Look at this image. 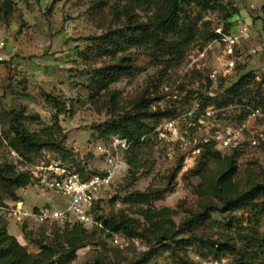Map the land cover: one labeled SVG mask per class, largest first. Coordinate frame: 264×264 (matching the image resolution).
Instances as JSON below:
<instances>
[{
	"label": "rangeland",
	"instance_id": "374dc122",
	"mask_svg": "<svg viewBox=\"0 0 264 264\" xmlns=\"http://www.w3.org/2000/svg\"><path fill=\"white\" fill-rule=\"evenodd\" d=\"M236 2L243 20L229 24L227 29L238 36L240 59L235 71L222 81V101L232 100L236 98L234 92H241L245 100L252 99L263 107L264 0ZM159 3H135L129 10L126 6L131 2L126 0H0L1 204L22 202L27 210L50 204L63 206L66 197L46 187L47 181L57 168L74 171L81 166L88 173L102 170L99 147L110 143L113 134H104L109 124L127 112L141 113L149 101L148 112H167L157 119L141 116L152 126L174 117L190 106L196 94H202L207 74L216 68L217 54H211L205 64L194 60L215 39L209 35L225 22L224 11L216 5H185L181 22L196 36L178 53H170L181 41L176 36H171L176 44L169 48L154 43L129 45L127 36L153 20ZM176 89L182 95L187 92V96L173 97L170 92ZM142 97L145 101L136 105ZM215 98L209 96L204 102L219 106ZM57 114L66 134V153L46 148L26 152L15 147V122L37 133L51 125ZM135 150L136 161L102 192L96 216L124 213L139 228H145V211H162L171 229L180 230L176 239L191 238V245L158 244L149 235L130 237L119 232L109 236L98 230L88 236L69 264H183L184 260L202 264L209 253L196 236L224 244L222 258L230 264H237L240 253L246 250L251 255L257 252L253 264H264V254L256 251L260 243L251 249L240 240L245 233L264 240V193L249 203L228 204L223 195L200 194L193 189L201 181L195 172L204 150L197 160H191L192 156L180 158V153L168 156L166 147L154 141ZM230 159L237 165L233 185L238 192L249 191L258 182L264 184V141L256 148L222 150L219 157L208 162V175H216ZM21 173H29L31 182L12 187L8 177ZM201 213L205 216L193 228L183 225ZM0 216L8 232L33 254L40 251V240L49 241L61 230L33 217L17 219L2 211ZM115 235L119 243H114ZM261 243L264 248V241Z\"/></svg>",
	"mask_w": 264,
	"mask_h": 264
},
{
	"label": "trees",
	"instance_id": "16d2710c",
	"mask_svg": "<svg viewBox=\"0 0 264 264\" xmlns=\"http://www.w3.org/2000/svg\"><path fill=\"white\" fill-rule=\"evenodd\" d=\"M131 2L130 6H126V9H132V4H146L151 3L154 0H126ZM159 6L155 17L149 19L145 24L136 27V31L129 34L126 38V42L131 46H140L143 43H154L156 46H167L172 47L176 43L170 39L171 36H176L181 39V41L176 44L170 53L179 52V48L185 42H190L196 36V32L188 27V25L181 22V11L184 9L185 5H190L193 3H199L204 8H212L215 5L222 8L225 16V31H228L229 24H237L236 13L238 8H233L228 6L225 0H158ZM130 15H133L132 12ZM1 20V17H0ZM219 36L217 33H210V38H216ZM168 39V40H167ZM131 69L130 67L128 68ZM243 83V79L239 82V85ZM233 89V91H236ZM234 99L228 100L227 102L222 101L225 93H221L220 96L216 97L218 99V104H225L235 101H243V94L241 92H234ZM231 98V97H229ZM145 101V98H140L136 105L141 104ZM249 101H252L250 99ZM149 101L146 103V105ZM145 107L141 110V113H125L120 116L117 120L108 125L105 129L104 134L109 135H120V137L127 138L131 142V148L126 152V159L128 162L133 164L136 161V148L142 147L145 143H153L152 138L142 140V135L151 131L149 124L143 122L144 116H150L155 119L159 118L161 115H166L167 112H148L149 110ZM264 108V106H263ZM61 113V112H60ZM15 141H17L15 147L20 150H25L26 152L40 151L44 148L57 151L60 153H66L67 147L64 143L66 134L63 126L60 124L59 114L53 117V123L41 129L37 133H31L25 126L21 123L15 122ZM21 147V148H20ZM135 150V151H134ZM237 152V151H236ZM221 155L220 150H214L210 146H206L202 157L198 164V169L195 174L201 177L200 183L194 185L196 193H212L217 195H223L227 200L228 204L232 203H249L259 197L264 193V184L255 183L249 191L238 192L233 185V178L237 173V165L232 159L228 160L217 174L214 176L208 175V162ZM180 158H184V155L180 153ZM136 165V164H134ZM84 168L81 166L76 170L83 177L87 174H92L83 171ZM82 171V172H81ZM101 171V170H100ZM99 171V172H100ZM98 173V172H94ZM11 186L22 187L31 182V175L29 173H21L12 175L8 177ZM142 196V194H141ZM101 196L95 201V205L92 212L96 215V211L101 202ZM1 204V203H0ZM144 216L148 223L145 228H139L135 221L124 213L113 214L109 216L98 215V219L102 220L103 227H92L85 228L83 224L77 223L73 226L52 224L54 226L60 227L61 230L54 232V238L49 241L40 240L38 246L40 251L37 254L30 253L27 248L22 245L16 236L8 232L7 223L0 216V264H69L72 262L76 256V252L86 244L88 236L94 235L98 230L106 231L110 236L113 233L123 232L125 235L133 237L136 235H149L158 244L167 243H184L185 246L191 245V238H179L176 239L177 235L180 233L178 229H171L166 222L163 220L164 212L162 211H145ZM203 215L194 214L191 219L187 220L183 225H189L190 229L195 225L200 223L203 219ZM259 222V219H258ZM257 222V223H258ZM23 231L26 232V225L22 227ZM62 231V232H59ZM31 233L27 231V236ZM259 234V233H257ZM194 238V236H192ZM195 239L208 249L207 259H221L224 252V244L217 240L204 239L203 237H195ZM240 240L246 243L247 248L255 249L256 245L260 243L259 250L261 254H264L263 242L264 240L260 236L250 237L249 234H243ZM169 248V244H165ZM250 250H246L240 253V259L237 264H253L254 259L258 258L257 252L251 255ZM255 255V256H254ZM183 264H195L193 261L184 260ZM203 264V262H202Z\"/></svg>",
	"mask_w": 264,
	"mask_h": 264
},
{
	"label": "built area",
	"instance_id": "2783aa9c",
	"mask_svg": "<svg viewBox=\"0 0 264 264\" xmlns=\"http://www.w3.org/2000/svg\"><path fill=\"white\" fill-rule=\"evenodd\" d=\"M225 1L230 7H238L236 0ZM242 17V14L236 13L237 21H242ZM224 23L220 22L215 29L219 36L202 48L194 60L196 64H205L211 54H217L216 68L207 74L208 81L202 94H196L189 107L180 109L174 117L153 124L151 131L142 135V140L152 138L155 143L163 144L168 156L182 153L184 158L192 156L191 160H197L206 146L220 151H242L245 146L256 148L264 141L263 107L245 99L223 106L204 102V98L209 96H220L223 92L222 81L235 71L240 59L237 54L238 36L225 31ZM247 28L245 26L244 30L247 31ZM251 51L255 52L256 49ZM170 94L177 99L187 96V92L182 95L177 89ZM130 148L131 142L127 138L113 135L108 146L99 147L104 164L100 172L83 177L77 171L55 169V175L47 181L46 187L66 197L67 202L63 207L50 204L27 210L22 202H15L0 204V211L8 212L17 219L33 217L40 223L69 226L80 223L87 229L103 227L102 220L96 217L92 209L101 193L129 168L125 155ZM12 154L18 155L15 150H12ZM113 240L119 243V236L115 235ZM203 264L230 263L224 258H210Z\"/></svg>",
	"mask_w": 264,
	"mask_h": 264
},
{
	"label": "crops",
	"instance_id": "0c3cea01",
	"mask_svg": "<svg viewBox=\"0 0 264 264\" xmlns=\"http://www.w3.org/2000/svg\"><path fill=\"white\" fill-rule=\"evenodd\" d=\"M49 199H50V198H49ZM66 202H67V201H66ZM65 204H66V203H65ZM65 204H64V205H65ZM64 205H63V206H64ZM63 206H60V207H63Z\"/></svg>",
	"mask_w": 264,
	"mask_h": 264
}]
</instances>
